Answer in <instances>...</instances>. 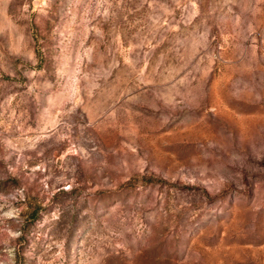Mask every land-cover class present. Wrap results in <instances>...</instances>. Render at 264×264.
Masks as SVG:
<instances>
[{
    "label": "rangeland",
    "instance_id": "obj_1",
    "mask_svg": "<svg viewBox=\"0 0 264 264\" xmlns=\"http://www.w3.org/2000/svg\"><path fill=\"white\" fill-rule=\"evenodd\" d=\"M0 264H264V0H0Z\"/></svg>",
    "mask_w": 264,
    "mask_h": 264
}]
</instances>
